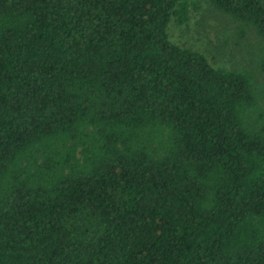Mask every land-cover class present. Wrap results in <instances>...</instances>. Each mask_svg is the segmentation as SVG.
Wrapping results in <instances>:
<instances>
[{
	"label": "trees",
	"instance_id": "16d2710c",
	"mask_svg": "<svg viewBox=\"0 0 264 264\" xmlns=\"http://www.w3.org/2000/svg\"><path fill=\"white\" fill-rule=\"evenodd\" d=\"M205 1L251 66L193 1L0 0V264H264V0Z\"/></svg>",
	"mask_w": 264,
	"mask_h": 264
},
{
	"label": "rangeland",
	"instance_id": "374dc122",
	"mask_svg": "<svg viewBox=\"0 0 264 264\" xmlns=\"http://www.w3.org/2000/svg\"><path fill=\"white\" fill-rule=\"evenodd\" d=\"M188 1L195 2L196 7L193 9L189 6V17L185 23L177 24L171 18L166 27L169 39L200 51L215 67L228 69L251 66L245 43L252 38L242 39L235 46L234 23L225 14L212 8L205 0Z\"/></svg>",
	"mask_w": 264,
	"mask_h": 264
}]
</instances>
